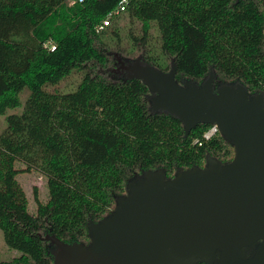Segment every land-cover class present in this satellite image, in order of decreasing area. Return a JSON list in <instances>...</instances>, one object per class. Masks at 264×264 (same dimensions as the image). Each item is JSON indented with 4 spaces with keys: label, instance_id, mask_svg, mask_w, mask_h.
Instances as JSON below:
<instances>
[{
    "label": "trees",
    "instance_id": "1",
    "mask_svg": "<svg viewBox=\"0 0 264 264\" xmlns=\"http://www.w3.org/2000/svg\"><path fill=\"white\" fill-rule=\"evenodd\" d=\"M118 0H0V229L7 246L22 252L0 264H52L54 234L86 242L87 227L121 195L125 183L144 169L200 165L207 155L227 160L230 144L219 133L205 139L211 124L199 123L185 135L181 121L153 111L147 86L121 79V60L136 51L175 79L200 82L210 70L214 84L242 82L264 96V0H133L124 13L141 32H124L115 19L94 26ZM158 34V52L149 32ZM52 41L53 50L44 43ZM77 72L71 91L47 85ZM36 170L46 178L48 200L33 187L34 214L15 175ZM196 264H206L198 262Z\"/></svg>",
    "mask_w": 264,
    "mask_h": 264
},
{
    "label": "water",
    "instance_id": "2",
    "mask_svg": "<svg viewBox=\"0 0 264 264\" xmlns=\"http://www.w3.org/2000/svg\"><path fill=\"white\" fill-rule=\"evenodd\" d=\"M122 69L148 88L153 111L178 118L186 135L199 123L215 125L231 148L221 161L144 169L131 176L109 210L87 227L86 242L54 234L52 264H264V96L240 82L175 79L141 54Z\"/></svg>",
    "mask_w": 264,
    "mask_h": 264
},
{
    "label": "rangeland",
    "instance_id": "3",
    "mask_svg": "<svg viewBox=\"0 0 264 264\" xmlns=\"http://www.w3.org/2000/svg\"><path fill=\"white\" fill-rule=\"evenodd\" d=\"M114 19L115 22L117 23V26L120 28L122 43L125 45V47L126 46L128 47V41L124 37L123 30L126 31L132 30L135 33H139L141 32V23L140 21L135 19L130 20V18H128L124 12L113 18V20ZM148 43L154 52H158V34L154 27L150 29ZM133 54H134L132 55L133 57L138 55L136 51ZM130 75H131V71L129 69L126 70L123 69V72L118 77L121 79H125ZM79 80H80L79 74L77 72H72L70 75L59 81L57 84L47 85L46 88L52 91L55 90H59L61 92L71 91L76 88V85ZM27 93H28L27 88H24L19 93V97L21 100L20 105L14 108H8L3 114L0 115V132L6 126V121H5L6 115L10 113H19L21 111ZM14 165L16 168L21 169V171L15 175V178L17 179L18 183L20 184V186L22 187V189L26 194L27 210L30 213L34 214L36 211V203L33 198V187L35 186L37 188V194L39 200L42 203H45L49 197L48 188L46 185V178L36 170L22 171L25 168V165L20 161H15ZM21 254H22L21 251L6 245L3 238L2 230L0 229V259L11 260L14 257H17Z\"/></svg>",
    "mask_w": 264,
    "mask_h": 264
},
{
    "label": "built area",
    "instance_id": "4",
    "mask_svg": "<svg viewBox=\"0 0 264 264\" xmlns=\"http://www.w3.org/2000/svg\"><path fill=\"white\" fill-rule=\"evenodd\" d=\"M83 0H66L67 5H74L76 3L82 2ZM133 1V0H118L117 4L115 5L114 8H112L111 10H109L106 15L101 19L100 22H98L95 26H94V30L96 32H99L101 30H103L106 26H108L111 23V20L113 18H115L116 16H118L119 14L123 13L128 4ZM44 45L50 49L53 50L55 45L52 41H47L46 43H44ZM218 133V130L216 128L215 125H211L209 127V129H207L204 133H203V137L205 139L209 138L210 136L214 135Z\"/></svg>",
    "mask_w": 264,
    "mask_h": 264
},
{
    "label": "flooded vegetation",
    "instance_id": "5",
    "mask_svg": "<svg viewBox=\"0 0 264 264\" xmlns=\"http://www.w3.org/2000/svg\"><path fill=\"white\" fill-rule=\"evenodd\" d=\"M201 164H202V163H201ZM201 164H200V165H201Z\"/></svg>",
    "mask_w": 264,
    "mask_h": 264
}]
</instances>
